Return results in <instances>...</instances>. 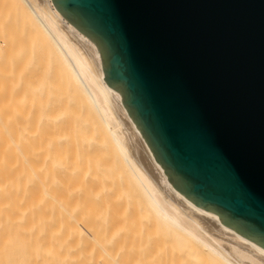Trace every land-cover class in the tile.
<instances>
[{
	"label": "bare ground",
	"instance_id": "bare-ground-1",
	"mask_svg": "<svg viewBox=\"0 0 264 264\" xmlns=\"http://www.w3.org/2000/svg\"><path fill=\"white\" fill-rule=\"evenodd\" d=\"M104 79L52 0H0V264H264L175 190Z\"/></svg>",
	"mask_w": 264,
	"mask_h": 264
},
{
	"label": "water",
	"instance_id": "water-1",
	"mask_svg": "<svg viewBox=\"0 0 264 264\" xmlns=\"http://www.w3.org/2000/svg\"><path fill=\"white\" fill-rule=\"evenodd\" d=\"M52 2L175 190L264 249V0Z\"/></svg>",
	"mask_w": 264,
	"mask_h": 264
},
{
	"label": "rangeland",
	"instance_id": "rangeland-1",
	"mask_svg": "<svg viewBox=\"0 0 264 264\" xmlns=\"http://www.w3.org/2000/svg\"><path fill=\"white\" fill-rule=\"evenodd\" d=\"M15 20H16V19H15ZM19 26H20V25H19ZM27 35L29 36V34H27ZM138 211H139V210H138ZM140 211H141V210H140ZM140 211H139L138 213H140L141 218H142V214H141L142 211H141V212H140ZM138 215H139V214H138ZM143 217H144V216H143ZM142 219H143V220H140V221L143 222V225H145L144 223H146V225H147V224L149 225V226L147 225L148 227L145 226V228H149V229H148L149 232H147V233H148L152 238L154 237V238H153L154 240L158 241V243H159V241L161 242V241H163V240L166 238L165 236H164V238H163V236H162L161 239H160V238H157L156 236H159V237H160V235H156V236H155V234H156L157 232L154 233V226H153V228L151 227L152 225H151L150 223H148L149 221L146 220L147 218H142ZM146 221H147V222H146ZM142 222H141V223H142ZM155 231H157L156 228H155ZM158 233H159V232H158ZM158 233H157V234H158ZM165 240H166V239H165ZM166 242H167V243H168V242H171V240L168 241V239H167ZM166 242L164 241V242H162V243H164V245H165ZM172 242H173V241H172ZM173 243H174V242H173ZM173 243H171V245H169L170 243L168 244L169 247L171 246L170 249H169V251H167V245H166V247H165V246L162 247V248H165V249H166V250L163 249V250H165V251H163V252H166V251H167L166 254H168V253L172 250V248H173V249H174V250H172L173 252H177L178 250H180V252L178 251L179 253H176V255H177V254H178V255L182 254L181 252H182L183 250H182V249H179V248H181V247H179V246H178V248H176V247H174V246L172 247V245L175 244V243H174V244H173ZM159 244H160V243H159ZM162 245H163V244H162ZM176 246H177V244H176ZM159 249H161L160 246H159ZM175 249H177V251H176ZM188 249H189V248H188ZM181 250H182V251H181ZM185 250H187V249H185ZM172 251H171V252H172ZM188 251L190 252V249L187 250V251H184L185 256H187V254H190L191 252H192L191 254L193 255V252H194L193 250H191L190 253H189ZM171 252H170V253H171ZM173 252H172V253H173ZM186 252H188V253L186 254ZM170 253H169L168 255H173L172 253H171V254H170ZM194 253H196V252H194ZM184 254H182V255H184ZM191 254L189 255L190 257H189V256H187V257H188V259H190V261H193V262H194L195 260H197L196 257H197V255H198V253H196L195 255H193L195 260H193V258H191V257H193V256H191ZM173 256H175V254H174ZM195 256H196V257H195ZM175 257H176V256H175ZM185 258H186V257H185ZM197 258H199V257H197ZM199 259H200V258H199ZM201 259H203V258H201ZM187 261H188V260H187ZM190 261H189V262H190ZM197 262L200 263V260H199V261L197 260V261H196V264H197ZM201 262H204L205 264H207L206 261H205L204 259H203V261H201ZM190 263H192V262H190ZM199 263H198V264H199ZM204 263H203V264H204ZM200 264H201V263H200Z\"/></svg>",
	"mask_w": 264,
	"mask_h": 264
}]
</instances>
